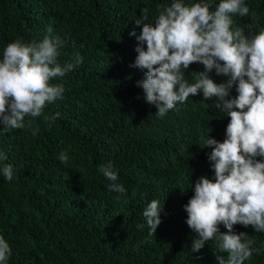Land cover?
I'll list each match as a JSON object with an SVG mask.
<instances>
[{"label": "trees", "instance_id": "trees-1", "mask_svg": "<svg viewBox=\"0 0 264 264\" xmlns=\"http://www.w3.org/2000/svg\"><path fill=\"white\" fill-rule=\"evenodd\" d=\"M218 3L219 0H209ZM170 0H0V52L16 39L40 40L51 27L63 41L60 59L76 52L83 63L56 83L62 100L44 112H60L48 127L34 118L40 132L0 131V150L14 166V178L0 176V234L13 249L8 264H217L212 242L191 253L196 235L186 224L188 190L201 176L211 177L202 149L209 135L223 141L229 118L204 100L190 96L164 117L143 99L137 81L144 78L134 62L139 34L135 19L146 10L149 22L157 6ZM249 14L234 16L236 26L264 29V0H246ZM190 65L187 75L203 71ZM219 83L224 79L211 74ZM233 95H236L233 90ZM64 150L67 164L56 158ZM112 161L126 194L108 190L98 166ZM188 190V191H182ZM158 199L161 224L149 233L143 209ZM138 224H145L138 228ZM221 231H227L220 226ZM255 247L264 233L235 225ZM245 264H264V252Z\"/></svg>", "mask_w": 264, "mask_h": 264}, {"label": "clouds", "instance_id": "clouds-1", "mask_svg": "<svg viewBox=\"0 0 264 264\" xmlns=\"http://www.w3.org/2000/svg\"><path fill=\"white\" fill-rule=\"evenodd\" d=\"M157 15L149 22L142 10L130 32L137 40L134 62L144 78L137 81L146 103L156 107V115L164 117L190 96L202 94L204 100L229 118L223 141L209 135L203 138L202 149H210L207 159L212 175L201 176L188 190L193 195L184 205L186 224L196 235L191 253H199L212 242L217 264H245L253 254L260 255L264 246L246 232H237L235 225L251 226L264 233V29L255 34L251 25L238 27L234 16L249 14L246 0H170L157 6ZM63 41L49 27L40 40L25 42L16 39L0 52V131L30 130L40 132L34 118L42 117L51 127L61 113L45 114L48 105L64 98L65 88L56 83L83 63L79 52L61 60ZM193 63L203 71L187 75ZM223 77L217 83L212 73ZM233 90L236 95H233ZM67 164L68 153L57 157ZM7 154L0 150V176L7 182L14 178V166L5 163ZM98 172L110 183L108 190L122 198L126 188L119 183L118 169L112 161L98 166ZM182 190V191H188ZM163 208L152 199L142 216L149 233L161 224ZM145 224H138L143 228ZM227 231H221L220 226ZM13 249L0 234V264H8Z\"/></svg>", "mask_w": 264, "mask_h": 264}]
</instances>
